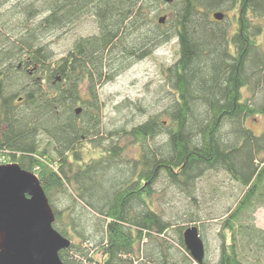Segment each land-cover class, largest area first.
Here are the masks:
<instances>
[{"label":"trees","instance_id":"16d2710c","mask_svg":"<svg viewBox=\"0 0 264 264\" xmlns=\"http://www.w3.org/2000/svg\"><path fill=\"white\" fill-rule=\"evenodd\" d=\"M86 16L97 31L57 53L52 43ZM172 40L165 104L131 127L105 124L99 87ZM123 104L147 110L140 98ZM250 115H264V0H0V159L40 179L53 226L71 240L59 252L66 264H247L248 253L249 264H264L254 220L264 207V130L245 124ZM212 169L243 191L218 217L217 259L200 263L184 228L155 208L154 186L165 179L193 197Z\"/></svg>","mask_w":264,"mask_h":264},{"label":"rangeland","instance_id":"374dc122","mask_svg":"<svg viewBox=\"0 0 264 264\" xmlns=\"http://www.w3.org/2000/svg\"><path fill=\"white\" fill-rule=\"evenodd\" d=\"M223 11L216 8L211 12ZM167 11L166 15L171 16ZM231 16V13H229ZM226 24V23H225ZM235 28V26L233 27ZM97 31V25L94 18L86 16L78 20L70 29L61 33L60 39L52 43L57 53L66 51L72 40L76 36L88 35ZM178 46L175 40L163 43L153 53V55L141 59L132 60L130 65L123 69L115 78L99 87V97L103 105V118L105 124L113 126L123 124L131 127L134 124L142 122L147 116L160 110L164 105V93H161L160 83L163 80L161 67L163 64H170L177 57ZM247 92V89H246ZM255 97V98H254ZM141 99L147 105L145 112H140L135 108H127L123 103L126 100ZM252 102L260 101V91L253 96ZM118 105H122L119 109ZM245 124L256 134L264 130V115H250L246 117ZM131 139H126L129 143ZM8 158L0 159V164H9ZM158 191V197L153 196L155 208L161 212L168 220L172 221L174 227L179 226L184 229L195 222L191 221L190 212L199 215L202 219L196 222L200 233L206 243V256L211 262H214L219 254L220 239L218 238V228L222 218L220 214L233 208L236 200L243 191L241 184L232 180L223 170H208L200 177L194 187L193 197H187L177 186L169 184L167 180H161L154 186ZM163 193V195H161ZM161 195V197H160ZM57 201L62 206L64 198L58 196ZM254 220L258 227L264 229V207H259L254 212ZM169 234L179 238V231L170 229ZM172 241L174 239L170 238ZM86 247V245H85ZM245 261H254L252 253H248Z\"/></svg>","mask_w":264,"mask_h":264},{"label":"water","instance_id":"95a60500","mask_svg":"<svg viewBox=\"0 0 264 264\" xmlns=\"http://www.w3.org/2000/svg\"><path fill=\"white\" fill-rule=\"evenodd\" d=\"M164 1L170 4L174 0ZM213 17L222 20L224 12L216 11ZM165 20L163 15L159 21ZM54 220L38 176L17 163L0 164V264H66L59 252L68 248L71 240L55 229ZM183 238L192 257L203 262L206 245L199 227H186Z\"/></svg>","mask_w":264,"mask_h":264},{"label":"flooded vegetation","instance_id":"af4514ba","mask_svg":"<svg viewBox=\"0 0 264 264\" xmlns=\"http://www.w3.org/2000/svg\"><path fill=\"white\" fill-rule=\"evenodd\" d=\"M215 21H218V20H215ZM222 20H219V22H221ZM186 229V228H185ZM184 229V230H185ZM183 233H184V231H183ZM201 234V233H200ZM202 236V235H201ZM184 239V238H183ZM205 242V241H204ZM205 245H206V243H205ZM128 263H130V262H128Z\"/></svg>","mask_w":264,"mask_h":264}]
</instances>
